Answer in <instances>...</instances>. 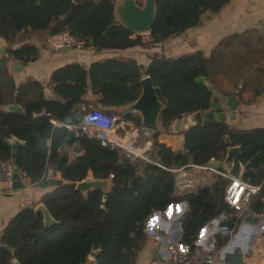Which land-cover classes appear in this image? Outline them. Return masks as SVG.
<instances>
[{
	"label": "trees",
	"instance_id": "16d2710c",
	"mask_svg": "<svg viewBox=\"0 0 264 264\" xmlns=\"http://www.w3.org/2000/svg\"><path fill=\"white\" fill-rule=\"evenodd\" d=\"M228 1L155 0L156 16L150 31L137 33L118 20L115 0H0V37L8 42L7 57L23 65L39 57V48L33 43L13 46L17 35L28 30L55 33L68 29L84 39L85 48L98 50L149 47L198 25L202 13H216ZM246 33L225 36L208 56L201 50L179 57L153 52L146 65L118 56L93 60L87 66L66 63L55 68L49 78L56 95L53 98L46 97L44 85L34 79L16 86L6 61L0 60V160L11 161L30 183L41 187L49 185V169L70 181L50 185L52 189L41 196L40 202L54 223L45 226L42 211L29 205L8 221L0 234V264H14V259L19 264H84L92 250L97 253L90 264H134L149 239L147 217L175 201L186 202L179 241L187 244L190 252L199 230L222 210L228 214V227L236 230L238 212L224 201L229 178L215 174L204 184L176 195L175 174L168 169L222 159L229 146L227 132L239 129L226 119L206 120L184 130L178 151L153 139L151 151L157 163H132L117 149L87 136L80 140L82 153L78 156L72 157L64 145L75 139L66 124L84 118L80 104L103 111L126 106L140 95V80L145 75L163 102L158 120L164 130L174 119L207 110L210 102L217 100V92L240 100L247 90L254 96L260 94L264 90V50L255 49L256 56L252 34ZM200 75L213 84L212 90L196 80ZM229 85L231 88L226 87ZM89 93L92 98L87 97ZM11 102L20 103L23 110L2 108ZM123 116L140 124V116L133 112ZM243 131L238 141L244 165L241 178L261 185L248 208L264 213V127ZM10 136L24 142L13 160L6 140ZM89 168L95 176L113 174L105 201L100 189L84 196L75 188ZM198 264L216 263L205 260Z\"/></svg>",
	"mask_w": 264,
	"mask_h": 264
},
{
	"label": "crops",
	"instance_id": "0c3cea01",
	"mask_svg": "<svg viewBox=\"0 0 264 264\" xmlns=\"http://www.w3.org/2000/svg\"><path fill=\"white\" fill-rule=\"evenodd\" d=\"M115 2L117 5L119 0H115ZM245 32H247L246 34H252V49L254 50V54L259 56L256 50H264V0H229L216 13H212L209 10L202 13L198 25L187 28L184 32L171 36L149 47L135 46L122 50H98L93 47H88L79 51L75 49L51 51L46 48L45 44L46 38L50 34L48 29L21 31L17 35L13 46H19L24 42L35 44L39 48L38 59L25 65L21 64V67L17 65L20 63L11 58H0V60L6 61L16 86L34 79L44 85L43 90L45 96L53 98L56 95L49 84V78L55 68L66 63L76 61L87 66L93 60L108 56H118L121 58L136 59L138 62L146 65L150 61V53L153 52H158L168 57H179L201 50L204 55L208 56L213 47L225 36ZM3 42L8 46V42L5 39ZM4 52L6 54V49ZM229 86L226 87L231 88ZM241 86L242 83L238 85V87ZM87 97L92 98V95L89 93ZM216 97L217 100L215 101L224 103L228 97L232 96H226L217 92ZM125 108L126 106L118 108L121 116H123ZM222 108L227 113L230 112V109L226 105L223 104ZM136 114L139 115L138 113ZM126 121L123 125L126 127L129 125L133 129L132 134L138 133L137 142L139 144L144 143V147H147L151 155L155 158L151 151L153 140L151 136L141 131V124H137L134 121ZM226 121L231 126L234 125L235 128L239 126L238 128L240 130H246L252 127H264V90L255 96L250 90L245 91L242 94V100L239 99L234 117L229 118L227 116ZM159 129L161 132L157 138L159 142L165 143L175 151L182 149V132L184 130L177 132L170 131L168 128L164 130L160 124ZM140 136L141 140H139ZM147 148H143L144 154L150 156ZM77 154L71 156H78ZM144 163L142 162V164ZM57 173H55V176H57ZM212 175L207 169L194 165L187 166L179 172L178 178L176 173L174 193L176 195L182 194L187 189L200 186L210 180ZM22 182L23 187L17 190L15 189L13 193L0 194V234L4 226L17 214L22 206L29 205L30 203H33V205L38 204L41 196L46 191L52 189L50 185L41 187L32 184L26 176L22 178ZM185 210L186 202L175 201L168 208L158 210V212L150 215L146 225V233L149 239L139 252L134 264H149L153 257H160L173 264L174 261L171 260L172 249L181 251L192 259L199 258L200 254L207 253L213 258L212 262L219 263L218 259L221 247L218 246L214 234L204 233L200 235L196 240V246L193 252L189 251L187 244L179 241L182 233L181 216ZM239 222L238 231L241 233L237 241L241 244L245 243L246 245L245 264H264V216L259 217L256 224L248 225L243 219ZM227 242L225 241L224 243ZM90 259L92 258L90 257Z\"/></svg>",
	"mask_w": 264,
	"mask_h": 264
},
{
	"label": "water",
	"instance_id": "95a60500",
	"mask_svg": "<svg viewBox=\"0 0 264 264\" xmlns=\"http://www.w3.org/2000/svg\"><path fill=\"white\" fill-rule=\"evenodd\" d=\"M116 14L118 20L133 32L148 33L155 21V0H144L142 4H140L137 0H119L116 5ZM3 40V38H0V58L5 59L7 58V55L4 51L7 45L3 42ZM17 65L21 67V64ZM196 80L204 83L211 90L213 89V84L203 75L197 76ZM140 82V95L134 101L126 105L124 113H138L140 116L141 131L150 135L152 139H157L161 133L159 129L158 117L162 109L163 102L159 99L158 94L156 93V88L148 75L143 76ZM223 104L230 109L229 113L222 108ZM238 104L239 99L234 97H228L224 103L220 101H211L207 110H197L183 115L180 118L174 119L167 128L170 131L177 132L186 130L194 125H200L206 120H224L227 116L229 118H233ZM2 108L5 110H23V107L20 104L14 102L4 104L2 105ZM104 111L110 114H121L116 108H105ZM243 133V130L230 129L226 134V141L229 146L224 157L222 159L213 158L208 162V164L214 168L226 169L228 175L233 178H241L244 165L241 163L239 158L240 147L238 141ZM6 140L11 146V159L13 160L16 156L17 147L22 145L24 142L15 136H10ZM184 154L188 156V152L186 150L184 151ZM155 161L157 162L156 159ZM12 170L14 179L13 188L17 190L23 187V182L20 170L14 163H12ZM47 181L49 185H57L63 182L70 183V181L64 180L60 176H55L52 169L47 171ZM112 185L113 182L110 177L95 176L91 168L88 169L87 175L84 179L75 182V188L78 189L84 196H87L89 191L100 189L102 191L103 201L107 198V194L111 190ZM29 206L34 207L35 211H42L45 226L55 222V219L42 202H39L36 205L30 203ZM240 217L248 225L256 224L258 221V217L249 209H243L240 212ZM240 233V231L237 232L235 239L231 241V243H224L228 240V235H221L219 233L215 234L217 244L221 247L218 264H245L246 245L245 243L241 244L237 241ZM96 253L97 250H92L89 256L93 258ZM13 262L14 264H19L17 259ZM84 264H90V259H88V261Z\"/></svg>",
	"mask_w": 264,
	"mask_h": 264
},
{
	"label": "built area",
	"instance_id": "2783aa9c",
	"mask_svg": "<svg viewBox=\"0 0 264 264\" xmlns=\"http://www.w3.org/2000/svg\"><path fill=\"white\" fill-rule=\"evenodd\" d=\"M84 39L71 33L68 29H63L61 31L50 33L46 38V48L51 51H59L64 49H75V50H83L84 47ZM79 110L85 111V115L83 120L77 124H66L74 133V140L71 144H65L64 147L70 153V155L81 154L82 148L80 146V140L83 136H87L90 138H95L98 140L99 144L110 148L117 149L125 159L132 163H142V162H156L155 158L151 155L147 147H144L143 144H139L137 141L138 133L132 134L131 127L126 128L123 123L127 122L126 120L133 121L131 119L124 118L120 114H106L100 108L89 106L86 107L84 104L79 105ZM129 130V131H128ZM143 148H147V152L150 156H146L144 154ZM213 159V158H212ZM193 164H187L178 168H168L171 172L175 174L176 181V173L177 178L179 177V172L183 170V168L190 166ZM199 168L207 169L211 174H220L229 178L230 182L227 185L224 192V201L233 209L238 212L240 220V212L243 209H249L248 203L250 202L251 196L256 193L260 189V184H249L244 181L242 178H233L228 175L226 169L214 168L209 164L206 165H194ZM21 179L25 176L23 172L20 171ZM113 174L110 175V177ZM13 170H12V162L0 160V194H9L14 192L13 188ZM172 204V203H171ZM169 204L168 207L171 205ZM166 207V208H168ZM165 208V209H166ZM164 210V209H162ZM250 210V209H249ZM158 212V210L154 211ZM152 212L151 214H153ZM258 218L264 216V213H254ZM150 214V215H151ZM147 217L145 222V232L146 225L149 221V217ZM228 219V214L226 211H220L214 218L209 220L204 227H202L198 232V237L204 233L211 234H221L228 235V242L233 240L236 237V234L239 230V225L236 230L229 228L226 221ZM240 224V222H239ZM196 239V240H197ZM196 244V241H195ZM171 260L174 263L178 264H198L200 261H208L212 262L213 258L210 254L203 253L200 254L199 258H189L182 253L181 251H175L172 249ZM173 263V264H174ZM149 264H172L167 260H164L160 257H153Z\"/></svg>",
	"mask_w": 264,
	"mask_h": 264
},
{
	"label": "rangeland",
	"instance_id": "374dc122",
	"mask_svg": "<svg viewBox=\"0 0 264 264\" xmlns=\"http://www.w3.org/2000/svg\"><path fill=\"white\" fill-rule=\"evenodd\" d=\"M140 4H142L144 2V0H137ZM134 114H136L135 112H133ZM139 140H141V136L139 137ZM57 176L59 177V173H57ZM220 253V252H219Z\"/></svg>",
	"mask_w": 264,
	"mask_h": 264
},
{
	"label": "bare ground",
	"instance_id": "6f19581e",
	"mask_svg": "<svg viewBox=\"0 0 264 264\" xmlns=\"http://www.w3.org/2000/svg\"><path fill=\"white\" fill-rule=\"evenodd\" d=\"M128 127H129V125H128ZM128 127H126L127 129H129ZM129 131V130H128Z\"/></svg>",
	"mask_w": 264,
	"mask_h": 264
}]
</instances>
